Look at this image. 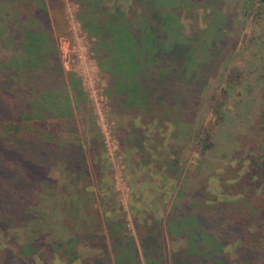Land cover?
Segmentation results:
<instances>
[{"label": "trees", "instance_id": "16d2710c", "mask_svg": "<svg viewBox=\"0 0 264 264\" xmlns=\"http://www.w3.org/2000/svg\"><path fill=\"white\" fill-rule=\"evenodd\" d=\"M75 1L104 78L107 104L121 115L145 117L167 106L193 118L213 69V52L222 53L231 41L237 45L229 33L234 17L222 0L217 5L212 0H132L129 11L106 0ZM204 3L209 7L203 9ZM201 9L206 26L188 32L184 20ZM64 19L62 0H0V44L9 51L0 58L2 230L33 220L32 207L55 162L62 160L76 175L90 174L83 145L59 133L74 132L75 107L87 100L82 80L63 66L58 37L69 33ZM116 132L122 146L136 148L146 162L151 158L142 126L134 122ZM194 199H201L203 208L197 210ZM205 200L199 190L188 193L164 217L140 223L138 239L118 221L106 233H88L90 240L105 242L82 264H264V250L249 245L251 238H264V200L254 214L246 198L211 205ZM253 221L260 224L259 232L251 230ZM44 238L18 251L0 250V264H38L34 255ZM170 240L183 246L170 251ZM63 244L52 248L68 262L73 255L79 259L75 248ZM236 245L242 249L232 254L228 248Z\"/></svg>", "mask_w": 264, "mask_h": 264}, {"label": "rangeland", "instance_id": "374dc122", "mask_svg": "<svg viewBox=\"0 0 264 264\" xmlns=\"http://www.w3.org/2000/svg\"><path fill=\"white\" fill-rule=\"evenodd\" d=\"M62 1L69 32L58 37L63 66L82 80L87 100L75 107L74 132L59 133L83 145L90 174L76 175L62 160L49 166L48 179L32 207L36 216L25 225L0 228V250L18 251L42 235L45 241L34 255L38 264H82L105 242L90 240L88 233H106L118 221L138 239L140 223L164 217L175 202L185 201L196 190L204 194L206 205L246 198V205L257 213L264 200V0H222L234 17L229 33L238 41L235 48L231 41L222 53L213 52V69L193 118L167 106L145 117L113 111L79 20V6L75 0ZM213 1L209 3H221ZM106 3L126 11L133 5L132 0ZM203 9L184 20L188 32L206 26ZM8 54L0 44V58ZM134 122L146 131L151 155L147 162L136 148L122 146L116 134ZM192 202L197 210L204 206L201 199ZM259 225L253 221L251 230L259 232ZM251 239L254 250H264V238ZM57 244L75 248L79 259L73 255L68 262L52 248ZM181 246L180 240L168 242L170 251ZM238 246L242 249L236 245L228 250L233 254Z\"/></svg>", "mask_w": 264, "mask_h": 264}]
</instances>
